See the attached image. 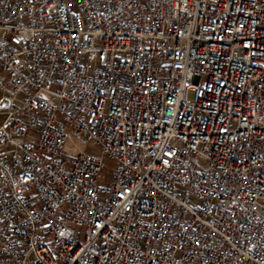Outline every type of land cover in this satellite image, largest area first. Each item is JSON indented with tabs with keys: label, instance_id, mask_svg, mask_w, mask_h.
I'll return each mask as SVG.
<instances>
[{
	"label": "built area",
	"instance_id": "2783aa9c",
	"mask_svg": "<svg viewBox=\"0 0 264 264\" xmlns=\"http://www.w3.org/2000/svg\"><path fill=\"white\" fill-rule=\"evenodd\" d=\"M0 70V264H264V0H0Z\"/></svg>",
	"mask_w": 264,
	"mask_h": 264
},
{
	"label": "rangeland",
	"instance_id": "374dc122",
	"mask_svg": "<svg viewBox=\"0 0 264 264\" xmlns=\"http://www.w3.org/2000/svg\"><path fill=\"white\" fill-rule=\"evenodd\" d=\"M4 77H5V73H3V71L0 70V78L4 79ZM113 174H114V162L112 159L106 157L104 159V164L101 171V177L99 179V183L104 185H110L113 181ZM30 190L32 192L34 191L32 187Z\"/></svg>",
	"mask_w": 264,
	"mask_h": 264
}]
</instances>
